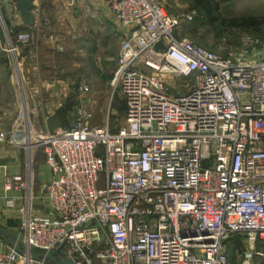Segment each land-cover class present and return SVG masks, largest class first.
<instances>
[{
	"label": "built area",
	"instance_id": "obj_1",
	"mask_svg": "<svg viewBox=\"0 0 264 264\" xmlns=\"http://www.w3.org/2000/svg\"><path fill=\"white\" fill-rule=\"evenodd\" d=\"M106 2L130 32L116 70L123 121L84 115L40 135L23 114L0 129V148L43 153L50 169L37 193L34 177H8L24 202L0 264H53L56 251L76 264H264V54L176 39L181 21L157 0ZM170 79L186 81L173 92Z\"/></svg>",
	"mask_w": 264,
	"mask_h": 264
},
{
	"label": "rangeland",
	"instance_id": "obj_2",
	"mask_svg": "<svg viewBox=\"0 0 264 264\" xmlns=\"http://www.w3.org/2000/svg\"><path fill=\"white\" fill-rule=\"evenodd\" d=\"M32 1L33 28H25L13 0L0 3V129H12L23 114L30 120V129L40 135L70 128L84 115L95 126L122 122L116 70L129 30L117 22L106 0ZM157 1L181 21L176 39H187L215 51L264 54V0H209L211 15L195 0ZM190 14L194 15L191 21L187 18ZM243 19L256 24H245ZM24 31L31 34L28 44L17 41V35ZM12 43L17 48L15 52ZM185 81L170 79L173 92H177V82ZM84 83L89 87L87 92L81 90ZM5 145L15 155L7 158L0 154V203L5 197V205L17 217L2 225L0 204V226L11 230L21 221L24 201L21 193L13 196L14 190L5 191L8 177L13 171L24 178L34 177L37 193L42 181L49 177V169L43 153L31 163L23 147L4 144L1 148ZM16 158L21 160L17 162ZM5 165L9 166L8 172ZM12 200L16 201L13 205ZM226 245L233 252L238 243L229 240Z\"/></svg>",
	"mask_w": 264,
	"mask_h": 264
},
{
	"label": "water",
	"instance_id": "obj_3",
	"mask_svg": "<svg viewBox=\"0 0 264 264\" xmlns=\"http://www.w3.org/2000/svg\"><path fill=\"white\" fill-rule=\"evenodd\" d=\"M3 0H0V3ZM19 11L21 14V17L24 21V26L25 28H33L34 27V20H33V10L35 8L34 3L32 0H13ZM3 20V18H2ZM4 22V20H3ZM5 23V22H4ZM157 48L161 49V50H166V46L164 45V43L160 42L157 44ZM127 109V105L125 102L122 103L121 106V110H126ZM0 236H4L7 239H9L10 241H15L17 240V235H15L12 231H10L7 228L1 227L0 226ZM58 253L59 251H56L50 255H47L46 257L53 262V264H76V262L69 258V257H65L63 259L58 258ZM45 255L41 254V253H34V257L35 258H43Z\"/></svg>",
	"mask_w": 264,
	"mask_h": 264
},
{
	"label": "crops",
	"instance_id": "obj_4",
	"mask_svg": "<svg viewBox=\"0 0 264 264\" xmlns=\"http://www.w3.org/2000/svg\"><path fill=\"white\" fill-rule=\"evenodd\" d=\"M110 9V8H109ZM47 88H51L50 87V82L48 83L47 82ZM52 90H53V88H52ZM50 91V90H49ZM71 128V127H70ZM7 144V143H6ZM6 147H3V148H0V154L1 155H3L4 157H7V158H10V157H12V158H14V155L15 154H10L11 152H10V150L9 149H7V146L8 145H5ZM9 147V146H8ZM6 150H5V149ZM19 160H21L20 158H16L15 159V161H17V162H19ZM47 165V164H46ZM4 167V169H5V171L6 172H8V169H9V166L8 165H5V166H3ZM48 167V166H47ZM48 169H49V167H48ZM13 174H10V175H21L22 173H20V172H15V171H13L12 172ZM15 173V174H14ZM49 176H50V169H49ZM49 179V177L47 178V179H45L44 181H42V183H41V186H42V184L45 182V181H47ZM3 181V179L1 178L0 179V182H2ZM2 186V185H1ZM1 190V189H0ZM5 191H6V189H5ZM6 192H8V191H6ZM15 192H17V191H14V195L13 196H17V194L15 193ZM21 196H23V195H21ZM22 199V198H21ZM1 204V206H3V220H4V222L3 223H1L2 225H5L6 223H10L9 221L11 220V221H13L14 219H16V217H17V215H16V213L13 211V210H11V209H9L8 208V206H7V204L5 205V197H4V201L3 202H1L0 203ZM10 208H13V206H9ZM8 208V209H7ZM21 218V217H20ZM9 220V221H8ZM20 224H21V221L19 222V224H18V226L17 227H15V228H13V229H11L10 231H12L13 233H17V231H18V229H19V227H20ZM8 245H9V240L8 239H4L3 237H0V250H5V249H7L8 248Z\"/></svg>",
	"mask_w": 264,
	"mask_h": 264
},
{
	"label": "trees",
	"instance_id": "obj_5",
	"mask_svg": "<svg viewBox=\"0 0 264 264\" xmlns=\"http://www.w3.org/2000/svg\"><path fill=\"white\" fill-rule=\"evenodd\" d=\"M195 2L207 15H211L212 14V7L210 5V1L209 0H195ZM243 21H244L245 24H250V25H255L256 24V22L254 20L248 21L247 19H243ZM122 113H123V111H122ZM4 238L7 239L6 237H4Z\"/></svg>",
	"mask_w": 264,
	"mask_h": 264
},
{
	"label": "bare ground",
	"instance_id": "obj_6",
	"mask_svg": "<svg viewBox=\"0 0 264 264\" xmlns=\"http://www.w3.org/2000/svg\"><path fill=\"white\" fill-rule=\"evenodd\" d=\"M30 161H31V163H33V161H34V155H31L30 156Z\"/></svg>",
	"mask_w": 264,
	"mask_h": 264
}]
</instances>
